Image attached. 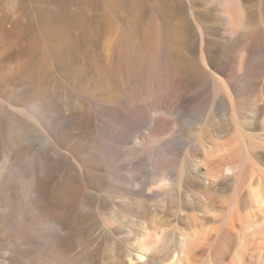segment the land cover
<instances>
[{
	"label": "bare ground",
	"instance_id": "6f19581e",
	"mask_svg": "<svg viewBox=\"0 0 264 264\" xmlns=\"http://www.w3.org/2000/svg\"><path fill=\"white\" fill-rule=\"evenodd\" d=\"M249 26L242 0H0V264H264V126L246 129L235 104L261 61ZM222 50L237 51L235 77ZM206 85L209 113L231 109L211 138L209 114L181 116ZM188 129L198 158L173 171ZM222 178L232 193L200 201L218 225L195 229L175 189L206 196Z\"/></svg>",
	"mask_w": 264,
	"mask_h": 264
},
{
	"label": "rangeland",
	"instance_id": "374dc122",
	"mask_svg": "<svg viewBox=\"0 0 264 264\" xmlns=\"http://www.w3.org/2000/svg\"><path fill=\"white\" fill-rule=\"evenodd\" d=\"M242 1L244 5V10L246 13V22L250 25L249 32L244 37L246 38V43L252 42V45H255L257 47V55L259 56L261 61L260 63H258L257 66L255 65L253 69L250 68L251 73L249 72L248 74L247 73L248 71L246 72V77L244 76V74L241 73V75H239V77L236 78V85L238 86L239 94L235 99L236 100L235 104L237 105V111L238 110L239 111L241 110V112L245 111L246 113L245 112L244 113L249 118V123L245 124V128L251 129L253 131H260L257 129H263L264 124L261 122V119L259 118L258 114L255 113V109L258 104L262 103L260 101H262V99L264 98V0H242ZM13 2L15 4L17 0H5L6 4L13 3ZM133 11L134 9H132L130 12H127L126 16L131 15ZM203 24L206 29L204 47L207 48V50L210 49L211 51H215L218 48V46L222 44L217 40V37H215L213 33H210L211 22L207 18L203 20ZM182 35L187 36V38L190 37V39L193 38L192 32L187 29H184L182 31ZM244 37L240 36V33L238 34V38L240 42L245 41ZM219 40H220V37H219ZM188 50H192V47L189 46ZM221 54H222V63H221L222 74L221 75L223 76L224 79H226L228 76L235 77L232 72L233 71L232 67L234 65H238L236 63V60L239 59L237 56V51L226 52L222 50ZM187 55H189L190 59H192V61H190L189 69H188V73L192 74L196 70L195 63H194L195 61L194 56H192L190 53H187ZM205 89L207 90L204 93L203 97L198 99V101L192 102L188 106V108L182 112L186 114L181 115V116L183 119L187 120V118L194 119L195 116H196L195 118H198L200 115L206 116L209 114L211 119L207 122L208 131L206 132L205 136L206 138L207 137L211 138V137H214L215 135H218L220 133L227 131L229 127L228 118L231 117L230 116L231 109L230 111H228V108L225 105V102L222 99H219L217 101L216 109L212 113H209L210 106L212 104V99H213L210 95V92H212V90L207 85L205 86ZM234 132L231 130V134H233ZM180 135H182L183 138L175 137L173 141V145L171 147V151H172L171 159L173 163V167H172L173 171L176 170L178 165L180 166L181 164L188 162L186 161L188 155L190 158L194 160L198 158L196 156L197 151L193 147V144L195 143V141L190 136V129L184 132H181ZM184 139H186V141L188 142L184 141ZM258 151L261 152L260 155L263 157V160H264V149L260 148L258 149ZM144 175H146L145 172H144ZM232 187L233 186L232 184H230V181L228 179L222 178L217 182L216 185H214L211 188V194L209 195L206 194L205 196L202 192L203 188L200 185L194 184V183H187L182 186H177V189H175L174 194H173V199L179 200L181 204L187 205L188 210L193 215V219L195 221V226H194L195 229L201 230L204 232H209L210 230L216 228V226L218 225L213 220V218H215L214 213L217 211L214 210L213 211L214 213H212L211 211L206 212V210L201 206L200 201L207 200L206 197L210 196L216 202V205H219L221 203L220 202L221 200H223L226 196L232 193L233 191ZM148 203L151 204V202H148ZM162 210H163V207H160L159 209L156 210V212L160 216H163L164 213L161 212ZM215 216L217 217V215ZM149 217H152V215H149ZM172 217L175 218L174 223L177 224V226L179 225L178 227H181L182 229L185 228L184 227L185 223L183 220L180 219L179 221V219L177 218V215L172 216ZM255 240L257 241V239ZM254 241L251 242L250 240V243L251 244L254 243V245L256 246L258 242L256 243ZM258 241L260 242V240ZM102 245L105 247L104 243ZM253 246L251 248H253ZM251 248H250L251 252H255L256 249L253 251ZM250 250L249 252H246L247 255L248 253H250ZM237 251L241 252L240 249ZM237 251H234V252H237ZM199 252H200V249H198V254ZM230 255L231 253L227 255L226 261L228 260V257L230 259ZM247 255L246 257L248 260L249 258H253L254 260L255 256L252 257L253 254L252 256L249 254L251 256L249 258ZM253 263H256V260L255 262L253 261Z\"/></svg>",
	"mask_w": 264,
	"mask_h": 264
}]
</instances>
